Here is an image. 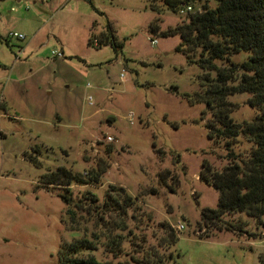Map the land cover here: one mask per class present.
Returning <instances> with one entry per match:
<instances>
[{
  "label": "rangeland",
  "instance_id": "374dc122",
  "mask_svg": "<svg viewBox=\"0 0 264 264\" xmlns=\"http://www.w3.org/2000/svg\"><path fill=\"white\" fill-rule=\"evenodd\" d=\"M205 2L188 5L195 10ZM152 3L156 10L148 0H0V264H56L61 245L81 237L69 230L58 190L42 185L44 174L59 166L87 178L70 190L92 215L97 210L89 192L101 206L112 186L125 188L137 199L131 227L148 244L157 243L161 223H184L166 264H261L264 238L196 233L202 232V209L219 201V191L200 179L203 161L221 170L227 151L208 137L206 103H190L202 89L203 70L176 50L179 35L150 31L154 20L166 30L188 14L174 12L165 0ZM112 36L122 47L115 49ZM91 38L100 39V47ZM250 96L230 97L236 121L255 118ZM241 140L235 149H249ZM98 168L105 169L100 180H89ZM76 210L82 226L93 230L88 212ZM231 218L245 221L251 232L262 229L246 214ZM137 248L128 242L117 258L104 249L95 255L117 262Z\"/></svg>",
  "mask_w": 264,
  "mask_h": 264
},
{
  "label": "trees",
  "instance_id": "16d2710c",
  "mask_svg": "<svg viewBox=\"0 0 264 264\" xmlns=\"http://www.w3.org/2000/svg\"><path fill=\"white\" fill-rule=\"evenodd\" d=\"M154 8L152 0H148ZM192 0H165L174 12L191 3ZM210 0L188 13L187 20L175 27L162 30L158 20L150 24V31L162 37L179 35L180 44L176 50L186 54L188 62L197 64L203 73L200 75L201 91L190 97V103H206L202 119L211 114L205 122L208 137L223 145L227 151L228 163L216 169L208 160L203 161L200 179L219 191V201L215 208L205 207L201 211L200 237H210L215 233L231 231L250 238H264V0ZM109 42V37L103 35ZM102 40V41H103ZM90 44L100 47V39L91 38ZM115 49L122 47L112 36ZM247 53V58L235 62L232 58ZM238 93H249L248 100L257 114L250 121L238 122L232 117L237 104L230 97ZM3 102H0L2 106ZM244 138L249 149H235ZM32 161L41 166L37 158ZM105 169H91L89 180L98 182ZM170 171H166L169 175ZM73 183H88L81 173H75L65 166L49 170L44 174L42 185L49 190L57 189L58 195L67 205L69 230L81 233V237L62 244L56 264H166L173 259L174 247L180 237L177 228L168 222L160 224V234L156 244H148L131 227L132 219L138 216L134 210L136 198L125 188L112 186L107 199L98 206V196L89 192L88 198L97 212L92 215L82 200L75 201L70 187ZM62 189V190H61ZM60 190V192H59ZM175 191V188L172 187ZM154 191H156L154 189ZM133 213L129 217V210ZM76 209H84L94 222V229L83 227ZM246 214L257 221L258 232H251L242 219L232 215ZM90 232V233H89ZM135 237L137 241L134 240ZM145 237V236H144ZM132 243L137 250L129 259H101L95 255L104 249L114 258L125 254V244ZM264 264V251L259 254Z\"/></svg>",
  "mask_w": 264,
  "mask_h": 264
},
{
  "label": "built area",
  "instance_id": "2783aa9c",
  "mask_svg": "<svg viewBox=\"0 0 264 264\" xmlns=\"http://www.w3.org/2000/svg\"><path fill=\"white\" fill-rule=\"evenodd\" d=\"M190 11H193V6H192V5H185V6L180 10V12H181L182 14H188ZM13 36H14V37H17V38H19V39H22V40L26 38L25 35L18 34V33H14ZM157 42H158V40H156V39L153 40V39H152V44H157ZM55 53H56V55H58V56H64L63 53H60V52H55ZM109 139L112 140V137H109ZM177 229H178V230H183V229H185V225H184V223H179L178 226H177Z\"/></svg>",
  "mask_w": 264,
  "mask_h": 264
},
{
  "label": "crops",
  "instance_id": "0c3cea01",
  "mask_svg": "<svg viewBox=\"0 0 264 264\" xmlns=\"http://www.w3.org/2000/svg\"><path fill=\"white\" fill-rule=\"evenodd\" d=\"M17 1H21V0H17Z\"/></svg>",
  "mask_w": 264,
  "mask_h": 264
}]
</instances>
